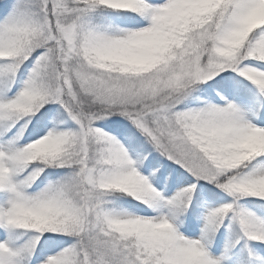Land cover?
I'll list each match as a JSON object with an SVG mask.
<instances>
[{"label":"snow or ice","instance_id":"6c2138e0","mask_svg":"<svg viewBox=\"0 0 264 264\" xmlns=\"http://www.w3.org/2000/svg\"><path fill=\"white\" fill-rule=\"evenodd\" d=\"M0 264H264V0H0Z\"/></svg>","mask_w":264,"mask_h":264}]
</instances>
